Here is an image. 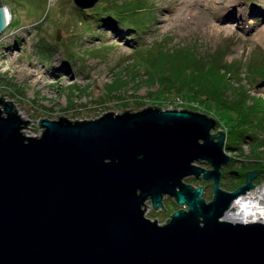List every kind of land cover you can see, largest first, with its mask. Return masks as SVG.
I'll use <instances>...</instances> for the list:
<instances>
[{"label": "water", "instance_id": "1", "mask_svg": "<svg viewBox=\"0 0 264 264\" xmlns=\"http://www.w3.org/2000/svg\"><path fill=\"white\" fill-rule=\"evenodd\" d=\"M73 1L85 11L100 0ZM8 10L0 3V37ZM131 110L40 119L42 134L31 137L32 122L2 94L0 264H264V222L228 219L263 170L226 191L232 157L218 120L186 108ZM191 177L213 182L211 201ZM165 197L188 209L164 224L147 218L148 203L164 209Z\"/></svg>", "mask_w": 264, "mask_h": 264}, {"label": "rangeland", "instance_id": "2", "mask_svg": "<svg viewBox=\"0 0 264 264\" xmlns=\"http://www.w3.org/2000/svg\"><path fill=\"white\" fill-rule=\"evenodd\" d=\"M112 1L124 8L123 18L130 23L96 14V9ZM0 3L12 14L0 37V97L3 94L13 101L21 116L32 122L24 129L25 135L42 134L40 119L91 120L107 112L139 111L157 105L214 117L227 136L228 123L254 119L263 141L258 146L244 142L242 150L226 149L232 159L222 169L224 190L235 191L245 185L246 176L234 190L222 186L241 182L233 174L241 172L240 160L256 159L254 150L264 159V87H259L264 78L258 73L264 67V0H202L196 4L191 0H100L94 9L85 11L73 0ZM136 31L141 40L136 39ZM160 48L163 53L183 50L215 67L217 57L224 58L221 60L228 70H222V75L239 90L234 93L230 89L233 95L226 92L223 100L211 95L216 101L209 102L207 95L176 87L172 81L164 88L145 62ZM177 79L183 85L194 82L185 73ZM245 91L254 100L244 104L241 96V103L235 101ZM227 94L234 100H227ZM261 164L264 175V162ZM200 165L212 167L204 162ZM261 175L255 180L256 188H264ZM186 182L204 187V198L208 202L213 199L212 181L191 177ZM164 202L167 213L161 208L156 211L149 202L147 218L164 224L173 213L188 209L171 197H165Z\"/></svg>", "mask_w": 264, "mask_h": 264}, {"label": "trees", "instance_id": "3", "mask_svg": "<svg viewBox=\"0 0 264 264\" xmlns=\"http://www.w3.org/2000/svg\"><path fill=\"white\" fill-rule=\"evenodd\" d=\"M123 9L124 8L121 5H117L115 1H112L111 5L105 6L100 9L99 8L96 9L97 11L96 14L98 15L104 14L105 16L108 17L115 16L114 18H117L116 20H120L124 23L126 18L125 19L123 18V16H125L123 14L124 12ZM93 12H95V10ZM101 16L105 17L103 15ZM125 23L128 24L130 22H125ZM136 34H137L135 35L136 39L141 40L142 38L139 37L137 31ZM163 52L164 50L161 48L158 49V51L156 52H152L151 55L147 56L145 62L147 63L148 67L149 66L151 67V72L150 71L149 72L152 73L153 76L155 74L158 76L159 81L162 82L161 84L163 85L164 88H166L168 83H169L168 85L170 84L172 85V83H170L172 81L176 83V87L183 86V89L185 90L188 89H191L193 91L195 90L197 93H199L198 95H207L209 97L208 100L209 102L216 101L215 99H212L214 97L223 100V96L226 95V92L227 93L231 92L230 89H232V92L234 93H237L236 91L239 90L237 89L239 86L236 87V84H232L231 80H228L225 74L222 75V70H226V73L228 70V65H226L227 63L225 64V62L223 61L224 62L223 63L221 60L224 58L218 56L217 57L218 59L216 58L217 61L215 59L216 61V67H215L214 65L212 66L209 65L210 64L209 60H203L197 57L196 55H191V54L189 55L187 52H184L183 50L178 52L172 50L165 51L166 53ZM261 60L264 61V56L261 57ZM188 65L189 68H186L188 67ZM184 73L186 74L187 78L188 77L190 78L189 80H192L194 82L193 83L189 82L186 85L180 84V80H178L177 77L180 79V76L182 77ZM258 73L259 76L264 78V67ZM227 87L228 90L226 89ZM245 94H247L246 91L244 92V94L239 95V99H235V101L241 103L242 101L241 96L245 97L244 104H246L249 100L253 99V97L251 96L248 98L247 95ZM211 95L214 97H211ZM232 95L228 96L227 94L228 97L225 98H227V100L228 99L234 100ZM256 100L260 101V99H256ZM253 123H254V119L247 120L243 122V124L240 123L239 120L228 123L229 131L227 136L228 143L226 149H228L229 151H234L239 149L242 150L241 145L244 142L255 143L253 145L258 146L260 142L263 140L259 139L260 135L255 130ZM253 157H256V159L240 160L241 172L236 173L235 178L237 180L240 179L241 182L234 185L231 184L230 186L223 184L222 186L234 190L239 187L238 185L242 184L243 178L246 176L247 171L252 169H256V170L261 169V167H263V164L261 163L264 162V159L258 158L255 150Z\"/></svg>", "mask_w": 264, "mask_h": 264}, {"label": "bare ground", "instance_id": "4", "mask_svg": "<svg viewBox=\"0 0 264 264\" xmlns=\"http://www.w3.org/2000/svg\"><path fill=\"white\" fill-rule=\"evenodd\" d=\"M201 1L202 0H191L193 4ZM8 16L10 20L12 14L9 10ZM235 207L239 211L235 215H229L228 219L243 223L264 222V188H261L255 195L241 196L240 201L235 204Z\"/></svg>", "mask_w": 264, "mask_h": 264}, {"label": "built area", "instance_id": "5", "mask_svg": "<svg viewBox=\"0 0 264 264\" xmlns=\"http://www.w3.org/2000/svg\"><path fill=\"white\" fill-rule=\"evenodd\" d=\"M261 189L260 186H258L257 188H255V190H252L250 192H248L245 196H248V195H255L256 192H258L259 190ZM240 201V198L234 203L231 211L228 213V217L229 215L232 216V215H235L237 214V212L239 211L236 207H235V204L238 203ZM236 210V212H235Z\"/></svg>", "mask_w": 264, "mask_h": 264}, {"label": "flooded vegetation", "instance_id": "6", "mask_svg": "<svg viewBox=\"0 0 264 264\" xmlns=\"http://www.w3.org/2000/svg\"><path fill=\"white\" fill-rule=\"evenodd\" d=\"M164 207H165L164 209H163V207L161 208L162 211H163V212H167L168 209H167V207H166V203H165V202H164ZM158 210H159V209H158ZM156 211H157V210H156ZM146 214H147V213H146Z\"/></svg>", "mask_w": 264, "mask_h": 264}]
</instances>
